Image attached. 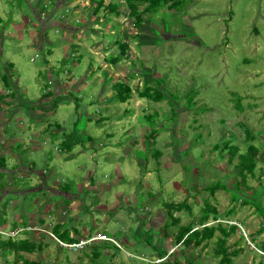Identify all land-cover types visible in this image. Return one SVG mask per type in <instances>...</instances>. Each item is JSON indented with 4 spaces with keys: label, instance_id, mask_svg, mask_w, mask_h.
<instances>
[{
    "label": "rangeland",
    "instance_id": "obj_1",
    "mask_svg": "<svg viewBox=\"0 0 264 264\" xmlns=\"http://www.w3.org/2000/svg\"><path fill=\"white\" fill-rule=\"evenodd\" d=\"M100 1L0 0V77L7 72L8 78L17 81L16 87L29 104L39 102L54 73L46 65L54 53V59L60 61L55 68L84 77L94 70L103 72L107 66L110 78L125 82L132 92L125 106L116 98L108 100V105L117 103L126 112L110 120L104 109L107 103L97 94L91 98L96 93L94 86H85L81 92L72 89L74 101L67 97L58 103L60 115L48 118L52 124L70 129L78 123L79 128L80 109L87 108L90 118L104 122L100 127L96 123L87 126L86 134H92L93 143H85L89 154L80 162L87 171L76 172V176L77 168L64 170V179L56 178L60 195L54 194L55 189L47 191L55 187L48 176L47 159L53 158L59 167L62 161L55 147L62 149L61 145L46 149L41 159L35 157L38 154L31 156L30 145L25 143L27 153L20 149L15 159L8 156L10 173L0 171V218L4 217L8 227L3 232L23 230L12 241L29 240L40 247L20 255L2 249L0 264H221L220 241L226 238L221 229L229 236V264H264V233L260 232L264 220L257 207L248 203L253 199L264 210V0H179L173 8L146 14L140 28L135 27L136 18L126 0H105L104 7L116 5L117 12L106 13L103 7L96 13ZM134 4L141 13L148 6L142 0ZM67 19L75 28L66 36L63 27H54V22ZM64 43H68L66 47ZM125 43L129 49L122 56ZM69 56L71 60L65 64ZM109 84L111 89L114 81ZM157 87L159 93L152 97L161 91L165 101L157 103L141 96L146 89ZM0 88H6L4 82ZM116 120L123 126L115 127ZM16 122L5 135L22 137ZM153 134L159 137L155 143ZM128 141L134 142L131 148ZM251 146L258 149L256 167L244 180L241 156L251 155ZM235 148L232 159L230 151ZM93 152L97 155L92 160ZM111 152L116 160H107ZM117 164L124 173L122 181ZM129 169L131 174H127ZM26 171L29 176L22 175ZM91 179L94 191L84 187ZM217 184L227 186L229 192L214 191ZM68 190L73 191L71 195H81L80 201L91 199L71 206L62 194ZM122 197L127 203L123 209L110 211L122 205ZM183 204L189 209L174 210L170 217L169 208ZM129 206L135 213L140 211V217L130 213ZM147 211L156 212L152 224L160 230L149 235L148 227H140L135 240L127 237V228L134 227L130 224L135 223V231ZM207 214L205 224L216 228L214 237L201 245L179 243L183 228L203 230L201 219ZM45 218L49 224L43 229ZM155 218H167L169 227L156 225ZM66 231L84 236V240L122 232L128 241L137 243L132 249L113 237L121 248L100 242L71 251L56 240L69 243L63 234ZM9 239L0 234V245ZM126 250L132 251L131 257L125 256ZM142 252L151 256L144 258ZM163 253L167 260H162Z\"/></svg>",
    "mask_w": 264,
    "mask_h": 264
},
{
    "label": "crops",
    "instance_id": "obj_2",
    "mask_svg": "<svg viewBox=\"0 0 264 264\" xmlns=\"http://www.w3.org/2000/svg\"><path fill=\"white\" fill-rule=\"evenodd\" d=\"M72 17V16H71ZM70 19V18H69ZM69 19H67L66 21H64L63 23L59 24L58 21L54 22V27H59L58 25H61V27H63V31H65V34L68 33L70 30L72 31L75 26L71 24L72 21H74L76 18L72 19L71 22L68 21ZM37 31V29H36ZM68 31V32H67ZM39 32V30H38ZM45 33V32H44ZM67 36V34H66ZM45 38H48V35H44ZM68 39V37H67ZM68 40H73V39H68ZM70 41V42H71ZM68 43H64L62 44L63 47H66ZM119 44V43H117ZM40 47V46H39ZM51 53V52H50ZM55 57V53L54 55L52 54V56L48 59H46V65L54 70V73H51L49 75V79L48 83L45 84L46 89L44 91V93L42 94V96L40 97L39 102H31L30 104L27 102L28 98L27 96L24 94V92H19V88L16 87L17 81L14 82L11 78L7 77V72L5 74H2V76L0 77V82H4V84L6 85V88H0V171L1 172H5V174L8 175V173H10V169L8 166V156H10L11 158H16V155H18L20 153V151L27 153L29 151V149L24 146L25 144L30 145V149H31V156L32 154H38L39 156H35L37 159H41V158H45V150L48 149H52L54 147V145L57 143L59 145H61L63 148L59 149L58 147H55V150L58 152L57 158L59 159V162L62 161L61 165L56 166L55 161L53 160V158H49V160L47 159V161L50 162V166H48L47 170H48V176L50 180H53V183L55 184V187H49L47 189L48 192H53L52 190L55 189L54 194H61L60 190L56 189L59 186V182H57L56 178H60L64 179V170H74V168H77L76 172H86L87 168L86 166H81L80 162L83 160V155H88L89 153L87 152L88 148L84 147L85 143H89L92 144L93 143V136L92 134L89 133V135L86 134V128H88L89 126L94 125H98L99 127L104 123L103 119H98L95 117L90 118L89 116V110L90 108H87V110H83L80 109L81 111V119H82V124H80V127L78 128V123H76L75 126H73V128L68 129V127H63L61 124L57 123L56 124H52L48 118L50 117V115L55 114L58 116L59 113V107L58 103L62 102L64 98H69V101H74L73 98L71 97V91L72 89L75 90L77 88V92H81L83 91V88L85 86L87 87H91L94 86L96 88V93L92 94L91 98L95 99L96 94L100 97L101 101L104 100V103H107L105 105L106 112L110 115V117L108 118L109 120L113 117H117L119 115V117H122L121 115H125V110H122V106H125L126 103H128L130 100H128L126 103H119L120 105H118L116 103V105H108V100L109 99H113L115 100V98L118 100V90H117V86L118 85H122L125 84V82H120V81H115L114 78H110V75L105 71L107 70V66L104 67V71L103 72H95V70L91 73H89L88 75L84 76V77H80L77 76L75 74L74 71L72 70H65L62 69L61 67L55 68V66H57L58 61L54 59ZM71 60L70 56L67 58L66 63L67 64L69 61ZM48 61V62H47ZM62 65V64H61ZM76 66V64H75ZM59 68H61L59 70ZM15 69L13 65H11V70ZM56 69V70H55ZM58 70V71H57ZM64 71H66L65 73H63ZM98 73V74H97ZM97 75V76H96ZM96 76V77H95ZM92 79H94L95 81H91ZM110 81H114V84L112 85L111 89H109V82ZM99 82V83H98ZM11 83V84H10ZM10 84V85H9ZM126 86H129L127 84H125ZM11 86V88L9 87ZM99 87V88H98ZM130 87V86H129ZM16 89V90H14ZM18 89V90H17ZM13 91L16 92L17 95H13ZM117 91V92H115ZM132 92L130 93V97H131ZM80 97V96H79ZM106 98V99H103ZM3 101H5L6 103H3ZM119 101V100H118ZM120 102V101H119ZM161 103V102H160ZM2 104V105H1ZM4 104V105H3ZM4 110V111H3ZM60 115V113H59ZM133 117V116H132ZM131 120H133L132 118H130ZM15 120L16 124H17V131L21 132L23 135L22 137H20V135H14V134H10L7 132L6 133V129L11 128V125H13V121ZM88 120V122L85 124V121ZM96 121V122H94ZM115 127L120 128L123 126V122H121L120 120H116L114 123ZM88 126V127H87ZM21 130V131H20ZM131 130H127L126 132L130 133ZM20 133V134H21ZM31 136L29 140H27L25 137ZM36 137V138H34ZM159 137H156V139L154 138L152 142H156L157 139ZM132 143V144H130ZM134 142H129L128 144H130V147L133 146ZM137 141H135V144L137 145ZM22 145L23 148H21L18 145ZM83 144V145H82ZM18 146V147H16ZM80 146L82 148H80ZM107 146V144H106ZM101 147H105V145H103L101 143ZM21 149V150H20ZM134 149V147H133ZM18 150H20L18 152ZM128 149H126L127 151ZM97 151V150H96ZM47 153V152H46ZM93 156H92V160L96 157V152H93ZM127 153V152H126ZM107 160H116L114 159V156H112V152L110 154H107ZM158 155V154H156ZM19 156V155H18ZM112 156V157H111ZM128 161L130 162L131 159V154H129L128 156ZM105 160V161H107ZM76 166V167H75ZM119 170H117L120 180H124V173L121 172L122 169H120V165H116ZM132 167V171H133V175H135V171L133 170V164L131 165ZM32 168V167H31ZM36 168V165L33 167ZM52 169H55L52 170ZM44 170V171H47ZM51 170V171H50ZM53 171V172H52ZM131 171V172H132ZM130 169L129 171L127 170V174H131ZM36 172H34L35 174ZM46 173V172H45ZM74 173V174H75ZM78 173H76V176H79ZM34 174L32 176H34ZM23 176H29L28 171L23 172L22 173ZM32 176H30V178H32ZM115 184H119V182H116ZM99 185V184H98ZM149 186V185H148ZM79 187V185H78ZM84 187H87L86 189L89 191H94L96 186H95V182L94 180H87ZM81 188V187H79ZM105 189V188H104ZM103 191V190H102ZM73 191L68 190L67 193H62L64 196V198H68L70 200V204L71 206H77L79 203H82L83 200L85 199H91L90 197H85L82 201L81 200V195L76 194V195H71L69 193H72ZM133 195V194H132ZM134 197V196H133ZM122 201V205H118V209L117 208H113L111 207L110 211H120L121 208L123 209V205H126L127 203L124 202V198H121ZM60 203V202H59ZM131 204V203H129ZM111 205V203H110ZM110 206H106V209H108ZM130 208V206H129ZM128 209V208H126ZM131 209H133L132 207L130 208V213L134 214L136 212V209H133L131 211ZM143 212V211H142ZM140 211L137 210V215H139L140 217ZM156 213V212H155ZM155 213L154 212H149L147 211L146 214L142 215V221L141 224L137 223V227L135 228V231L133 230V228L135 227V223L130 224V225H134V227H130L129 229L127 228V233L125 234L127 237H131L132 240H135V232L137 230L140 231L141 228L148 227L145 229V231H149V235L154 233V231L156 230L157 232L160 230L158 227L153 226L152 221L154 222L153 218L155 217ZM5 216V215H4ZM149 219H152L149 221ZM45 220L47 221L46 223H44V225L41 227L43 229H45L48 224H49V220L45 218ZM1 221L3 223H1ZM144 222V224H142ZM22 223V222H21ZM155 223L156 225L158 223L159 226H163L165 227L168 224V219L165 218V220H161L160 218H155ZM62 223H59L56 225V229H58ZM64 225V224H63ZM143 227H142V226ZM7 226V221L3 218H0V230H4L8 227ZM9 226V225H8ZM141 227V228H140ZM143 229V230H144ZM57 231V230H56ZM138 231V232H139ZM64 236H68L69 235V240L73 241V242H77V241H81L84 240L83 237L84 236H79L73 232H70V234H68V232H63ZM145 235V233H144ZM142 235V238L143 236ZM106 236V235H105ZM158 236V235H156ZM111 237H117L116 239H118L119 241H125L127 242L128 246L130 248H135V243L137 242H130L128 241V239H126V237H124V234L122 232H119L118 234H115L114 236ZM150 237V236H147ZM139 242H142V239L139 240ZM142 249V248H140ZM143 253V252H142ZM146 253V252H145ZM143 253V257L147 258V256H151L147 255L148 252L145 254ZM125 256L126 257H131L132 256V251L130 250H126L125 252Z\"/></svg>",
    "mask_w": 264,
    "mask_h": 264
},
{
    "label": "trees",
    "instance_id": "obj_3",
    "mask_svg": "<svg viewBox=\"0 0 264 264\" xmlns=\"http://www.w3.org/2000/svg\"><path fill=\"white\" fill-rule=\"evenodd\" d=\"M135 0H126L127 4L129 5L130 9H131V14L136 18V23H135V27L140 28V26L142 25V23L144 22L145 16L146 14H150V13H157L158 11L168 7V8H173L175 6V4L178 3L179 0H142L143 2H145L148 6L146 8V11L144 13H141L140 10L138 9V7L134 4ZM105 4V0H101L100 2H98V4H96V13H99ZM105 8V7H104ZM117 6L110 4L109 6H107L105 8L106 13H112V12H117ZM145 14V15H144ZM122 47V56H125L129 46L128 44H123L121 45ZM159 87V86H158ZM157 88H148L145 90V92L141 95L143 98H152L154 99L157 103L163 102L165 101V97L164 94L161 93L159 95H156L155 97H152V95H154L155 93H159V89ZM117 90H118V100L122 103H126L129 98H130V93H131V89L129 86H126L125 84L122 85H118L117 86ZM155 90V91H154ZM154 93V94H153ZM153 136L156 138L158 137V134H153ZM230 146V144H228L226 146V148ZM250 152L252 153L251 155H242L241 156V161H242V167H241V172L240 175L242 176V178L245 180L246 179V175L247 173H253L256 167V158H257V153H258V149L255 146H251L250 147ZM233 155L232 159L235 157L237 150L235 149H231L230 151ZM215 189H224L227 192H229V188L225 185L222 184H217L215 185L214 191ZM236 192H239V188L238 186L235 187ZM234 199H235V195H234ZM249 204H252L253 206L257 207V211L260 214V216L262 217V219L264 220V210L263 208L254 202V200H250L248 202ZM184 208L189 209L188 204L186 205H179L178 207L175 206H171L169 208V215L170 217H172L173 215L171 214L172 211L176 210H183ZM209 219V214H207L206 216H204L201 221H202V225L204 226L203 230H194L191 228H183L181 234L178 236V242L179 243H183L185 245L191 246L193 244H197V245H201L202 243L211 240L215 233H216V228H208L206 227V221ZM179 223V220H174V224ZM167 227H169V224H167ZM236 230V228H234ZM221 231L224 233V235L226 236V238L224 240L220 241V250L219 253L222 255V261L221 264H229L231 259H230V254L228 249L226 248V239L229 237L227 232L223 229H221ZM261 233H264V228L260 231ZM67 238H69V235L66 236ZM62 241V240H61ZM68 243V242H67ZM69 243H73V241H70ZM39 247L37 244H33L31 243L29 240H21L18 242L12 241V239H9L7 242L5 243H1L0 245V250L2 249H6L9 251H13L17 254L20 255V253H34L37 250H39ZM162 257V260H167L168 255L166 253L160 254ZM23 259V258H22ZM24 264H32L28 261H25Z\"/></svg>",
    "mask_w": 264,
    "mask_h": 264
},
{
    "label": "built area",
    "instance_id": "obj_4",
    "mask_svg": "<svg viewBox=\"0 0 264 264\" xmlns=\"http://www.w3.org/2000/svg\"><path fill=\"white\" fill-rule=\"evenodd\" d=\"M21 231H23V230H20V231H17L15 233H11V234H5V232L0 231V234L8 235L10 237V239H12L15 236H17ZM56 240L59 242L60 246L66 248V249H70L71 251H80V250H83L84 248H86L88 246H92V245H95V244L100 243V242L113 243L116 247L121 248L120 244L118 243V241L116 239H114L113 237L105 236V235L94 236V237L89 238L88 240H81L78 243H67V242L61 241L59 239H56Z\"/></svg>",
    "mask_w": 264,
    "mask_h": 264
}]
</instances>
